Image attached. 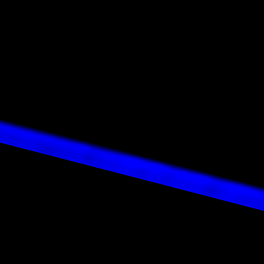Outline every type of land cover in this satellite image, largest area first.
I'll return each mask as SVG.
<instances>
[{
	"label": "snow or ice",
	"instance_id": "1",
	"mask_svg": "<svg viewBox=\"0 0 264 264\" xmlns=\"http://www.w3.org/2000/svg\"><path fill=\"white\" fill-rule=\"evenodd\" d=\"M18 2L11 24L0 7L5 264H264V0ZM68 164L106 182L90 192L102 213L77 181L36 168ZM36 178L62 206L37 222L22 192L10 240L9 186ZM10 249L119 258L10 262Z\"/></svg>",
	"mask_w": 264,
	"mask_h": 264
},
{
	"label": "trees",
	"instance_id": "2",
	"mask_svg": "<svg viewBox=\"0 0 264 264\" xmlns=\"http://www.w3.org/2000/svg\"><path fill=\"white\" fill-rule=\"evenodd\" d=\"M62 3L70 4V5H90V4H97V3H106L112 2V0H60ZM0 7L4 9L5 16L8 22L11 24L21 14V7L18 0H0ZM71 12L75 13L81 11V9H71ZM10 124H16V121L8 120ZM27 126V125H22ZM40 131L48 132L47 129H38ZM48 134L52 135H61L59 132H48ZM69 139H73L76 142L82 143H91L88 140H81L76 136L67 137ZM105 147L106 145H101ZM13 149L11 146H5L0 144V152H9L11 153ZM14 157L9 156V161L11 162ZM37 159L42 160L43 157H37ZM167 162V161H165ZM182 166V165H176ZM37 169H43L49 171L53 176L58 178H65L70 180H75L81 187V196H82V204L86 210H91L95 212H103L104 209L102 207L96 206L93 204V201L90 196V192L94 188H104L106 187V182L93 180L87 177H80L75 172L67 171V169L74 168V164H68L65 168L60 169H49L46 165H37ZM194 171H201L200 169H193ZM202 174H214V173H202ZM103 175V173H101ZM227 179H231V177H225ZM242 182V181H241ZM256 187L264 188V184H256ZM113 191H123L122 188L119 186H111ZM30 200L31 208H30V215L34 218L37 222H44L50 219L52 216L56 214V212L62 206V199L61 193L50 185V194L48 198L42 199L37 196L32 190H22L20 192H12L10 195L7 196V226H8V233L9 239L11 240L12 233L15 229H18L23 226L25 221V216L19 209V199L21 193ZM225 207H227L225 205ZM115 211V210H113ZM4 194L0 191V251H2V239H3V230H4ZM255 215H259V212H256ZM208 218H215V219H223V220H231L241 226L247 225L250 221L243 216L236 215L235 212L231 211H221L218 209H210L208 210ZM97 255H71V256H52L48 254H44L41 252H35L30 254H15L9 250V254L6 257L10 262L11 261H18V260H25V261H42V260H52V259H82V260H94ZM119 257L115 256H106L101 255L99 260L104 259H118ZM0 264H5V257L0 255Z\"/></svg>",
	"mask_w": 264,
	"mask_h": 264
},
{
	"label": "rangeland",
	"instance_id": "3",
	"mask_svg": "<svg viewBox=\"0 0 264 264\" xmlns=\"http://www.w3.org/2000/svg\"><path fill=\"white\" fill-rule=\"evenodd\" d=\"M105 147H108V146L106 145ZM113 150H118V151H119L120 149H113ZM38 170H43V169H40V168H39ZM37 185H38V184H36V183H35V184L32 183L31 185H29V186L27 187V189H16V188H13L12 185L10 184V186H9V190H8V195H10L12 192H20V191H22V190H32L35 194L37 193V194L39 195V197L43 199V194H40V193H38V191H37V189H38V188H37ZM43 185H44V187H46V189L48 188V189L46 190L45 193H46V194H50V184L47 183V182H45ZM0 191L3 193L2 188H0ZM48 191H49V192H48ZM45 193H44V194H45ZM37 194H36V195H37ZM38 195H37V196H38Z\"/></svg>",
	"mask_w": 264,
	"mask_h": 264
},
{
	"label": "bare ground",
	"instance_id": "4",
	"mask_svg": "<svg viewBox=\"0 0 264 264\" xmlns=\"http://www.w3.org/2000/svg\"><path fill=\"white\" fill-rule=\"evenodd\" d=\"M38 184L37 185V191H38V193H40V194H43L44 195V193L46 192V190L48 189H46V187H44V183H45V181H42V180H39L38 178H36V179H34V182H33V184ZM49 192V191H48ZM46 194V193H45Z\"/></svg>",
	"mask_w": 264,
	"mask_h": 264
},
{
	"label": "water",
	"instance_id": "5",
	"mask_svg": "<svg viewBox=\"0 0 264 264\" xmlns=\"http://www.w3.org/2000/svg\"><path fill=\"white\" fill-rule=\"evenodd\" d=\"M132 155H137V156H139V153H133ZM141 158H149V159H151L152 157H141ZM100 257H101V255H97V256L95 257L94 260H99Z\"/></svg>",
	"mask_w": 264,
	"mask_h": 264
},
{
	"label": "built area",
	"instance_id": "6",
	"mask_svg": "<svg viewBox=\"0 0 264 264\" xmlns=\"http://www.w3.org/2000/svg\"><path fill=\"white\" fill-rule=\"evenodd\" d=\"M37 194V193H36ZM38 195V194H37ZM39 196V195H38ZM48 196H49V194H44L43 195V199H46V198H48Z\"/></svg>",
	"mask_w": 264,
	"mask_h": 264
},
{
	"label": "flooded vegetation",
	"instance_id": "7",
	"mask_svg": "<svg viewBox=\"0 0 264 264\" xmlns=\"http://www.w3.org/2000/svg\"><path fill=\"white\" fill-rule=\"evenodd\" d=\"M131 154H133V153H131Z\"/></svg>",
	"mask_w": 264,
	"mask_h": 264
}]
</instances>
